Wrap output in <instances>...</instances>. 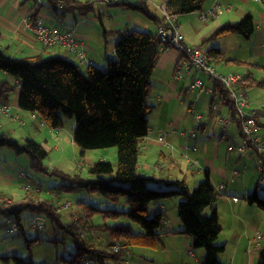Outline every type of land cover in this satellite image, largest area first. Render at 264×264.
Returning <instances> with one entry per match:
<instances>
[{
	"label": "trees",
	"instance_id": "1",
	"mask_svg": "<svg viewBox=\"0 0 264 264\" xmlns=\"http://www.w3.org/2000/svg\"><path fill=\"white\" fill-rule=\"evenodd\" d=\"M46 1L53 15L68 12L87 14L92 10L93 4L90 0ZM204 1L167 0L166 5L171 14L179 16L201 10ZM117 3L139 11L154 21L161 20L152 14L143 2L123 0ZM59 5L63 6L62 10H58ZM39 6L31 7L29 19L36 18L35 11ZM254 27L253 16L246 14L235 22L227 21L221 24L210 34V38L234 33L248 38ZM160 46L157 34L137 29L120 32L115 43V57L106 58L108 60L105 69L93 64L83 68L58 54L16 57L0 49V71L13 78V81L0 78V105H7L12 92L18 90L17 107L30 112L31 116L35 114L33 117L37 116L43 124L57 129L61 126L63 116L75 118L72 141L82 150L81 154L86 149L113 146L116 148V165L106 160H97L88 167L86 178L77 174L72 177L61 174L62 178L66 179V183L61 184L63 190L85 189L98 193L105 202H116L124 198L127 206V209L121 211L115 208L102 209L89 203L86 207L89 211L86 217L75 222H62L58 214L53 212L50 201H38L30 194L10 207L0 205V215L11 216L17 221V232L28 249L40 241V237L26 233L27 228L23 225L24 213L45 214L51 222L55 221L59 229H63V236L72 243L73 252L71 256L62 258V264H83L84 260H89L90 264H128L126 255L132 246L153 247L159 240L163 227V212L155 211L151 207V215H148L150 204L180 196L182 199L180 198L176 205V215L182 224L180 232L190 237V246L203 248V264H221L219 254L224 251L225 244L217 243L221 226L215 203L222 193L211 184L208 171L204 170V179L189 191L184 178L155 177L142 174L138 170L141 142L148 133V115L154 108L147 102V98L151 90L150 77L161 51ZM205 54L213 63L224 59V52L219 47H211L205 50ZM193 74L197 75L195 69ZM202 80L212 91L205 93L199 88L193 89L208 95L209 105L217 104L220 100L227 105V111L234 114L233 102L221 84L210 79L208 80L212 85L206 84L205 80ZM236 87L243 90L246 96L244 89L247 87L264 89V79L258 80L247 75ZM255 120L258 121L257 117ZM232 123L237 125L241 136L239 123ZM258 123L260 124L259 121ZM236 144L228 143L227 151L237 155L245 154L229 149L230 145ZM0 146H7L17 154L28 156L30 166L34 169H44L42 160L47 156V150L33 138H25L19 142L13 136L0 132ZM250 152L255 154V151ZM263 170L264 163L260 171ZM244 199L264 210V197H261L256 189L244 195ZM209 207L210 212H204ZM95 213H101L100 216L104 219L113 220L124 216L136 223L140 230L135 231L132 224L127 222L96 223L92 220ZM80 230L83 231L82 234ZM63 236L62 238H65ZM52 240L56 242L57 239L53 237ZM0 259L4 264H34L30 253L27 258L12 253L1 255Z\"/></svg>",
	"mask_w": 264,
	"mask_h": 264
},
{
	"label": "crops",
	"instance_id": "2",
	"mask_svg": "<svg viewBox=\"0 0 264 264\" xmlns=\"http://www.w3.org/2000/svg\"><path fill=\"white\" fill-rule=\"evenodd\" d=\"M90 1L93 3L91 11L87 14L64 13V21L57 22L52 20L55 17L53 13L51 16L44 11L39 12L38 8L37 11H35V16L41 18L46 25H58L62 29L72 30L80 41L87 59L91 60L92 64L98 67L101 65L106 67L105 64L108 60L106 58L108 56L111 58L115 57L114 48L120 32H128L137 29L152 34L157 33V26L160 20L154 21L143 13L127 8L126 6L121 5V3H106L103 0ZM154 1L166 3L167 0ZM213 1L214 0H205L202 9L199 11L208 10L213 4ZM225 2H228L230 7L228 9L221 7L217 15L208 20H201L199 17V11L179 15L177 17L178 27L184 36L185 43L190 47L198 45L203 51L208 50L211 47H219L224 52V59L226 60L224 62L220 60L218 63H214L219 72H235L242 78L251 75V77L255 79L263 80L264 9L262 7H264V2L258 3L253 0H226ZM43 4L48 5L45 2ZM145 4L152 14L157 15L158 19L162 18L161 11L156 9L153 4ZM33 5V0H0V49L5 53L16 57L33 54H41L43 56L58 54L77 63L75 54L68 51L65 47H46L34 37L32 30L28 26L29 13ZM149 5L151 6V9L149 8ZM109 6H116L119 10L116 11V18L111 21V25L104 28V22L99 25L98 21L101 16L105 15V13H107V17L110 15V10H108ZM111 12H113V10ZM135 12H139L140 15ZM246 14H251L253 16L255 25L253 33L248 38L239 34V36H242V39L236 37L237 35L225 37V40H221L220 38H210L213 29L227 21L235 22ZM110 32H112V34H108ZM228 45H232V49H228ZM243 46L245 49L242 51L241 49ZM180 55L178 49L170 47L161 51L157 59L156 66L168 70L166 74L168 81L161 87V89L157 90L159 94L156 95L155 102L159 103L158 106L170 103L173 97L178 96V89L181 90L184 87L182 84L184 80H181L184 76L190 75V79H192L193 70L184 75L180 80L176 82L172 81V71L176 63L180 61ZM238 67L242 68L244 71L241 72L242 70ZM251 69L260 70L261 75H257L256 72H252ZM2 78L13 81V78L9 75ZM244 90L246 97L252 94L256 97V99H253L255 101L263 99V102L260 103L259 106H257L258 103L251 105V103L247 101L248 106L244 111L248 113L250 111H256L260 125L264 124V89L247 87ZM15 91L16 93L10 102L11 106L14 108V111L11 112L12 117L7 118L0 113V132H4L8 135L11 134L3 130L4 126L1 122L3 119L6 121L18 119L20 122L25 119L23 110L17 107L18 90ZM195 96H198L196 91L189 95L190 105L196 106L204 103L202 99L198 102V99L196 100ZM153 106L155 107L156 105L153 104ZM206 108L209 109V100L206 101L205 108L202 111H205ZM227 113H229V111ZM210 114L212 115L211 112ZM30 119H35V117L30 114ZM201 119L203 120V118ZM194 120L195 119H193L194 124L190 126V129H192L193 132H196H194V136H190L189 134L185 136L181 134L183 130H179L177 133L175 131L172 134L169 130L162 132V130L158 128L167 124L172 128L180 129V121L176 117H174L172 121H164L165 124L163 126L160 122L155 126H149L148 133L141 142L142 147L139 155L138 169H142L145 175H153L155 177L170 179L184 178L187 183V173L182 169L183 166H189L185 159V155L188 154L187 151L190 152L191 155H195V158L198 159L197 167H200L196 169H202L203 174L204 170H207L211 184L215 189L222 193L221 198L215 203V209L221 226V233L218 239L223 236L220 242L225 244V249L228 248L229 253L232 255L229 264H264V253H262L264 250V239L262 242H257L254 236L253 238L247 239L246 242L242 241L244 234H246L248 229L257 233L258 230L261 229L260 227L264 226V218H258L257 212L252 209L253 204H249L244 198H242V201H238V197L235 195L236 193H241V191H243L244 196L256 189L257 193L261 197H264V186L262 192H260L259 179L257 176H250L251 172L245 171L243 173L244 176L240 175L237 165L240 163L246 165L247 160L243 158L244 155L234 154L233 152L227 151V149L224 151V147H222L223 140L226 141V148L228 143L240 142L241 136L239 129L237 125L230 123L228 129L222 131L221 128L216 129L215 121L207 119L205 122L200 121L197 123ZM25 124L26 123H23V125ZM229 127H232L231 131L229 130ZM261 127L264 126L261 125ZM207 128L212 131V136L204 137V135L201 134L197 138V131L206 130ZM10 131L13 130L10 129ZM161 133H165L169 138L172 145L171 149H167L158 143L157 137L158 134ZM182 137L190 139L192 143L184 146L182 142L177 140ZM182 151H184V153ZM255 165V168L257 169V156ZM156 171L158 174H156ZM196 174L197 177H199L197 179L198 181L201 178L200 170H197ZM4 176L7 179L8 184L11 183L13 178L12 175L5 173ZM234 176H239V178L234 181ZM240 185H242V188L238 187ZM24 190L25 192L22 196H13L1 192L0 194L6 195L14 202L18 203L29 194L25 186ZM37 190L39 191V189ZM167 200L168 199H161L153 205L155 211L163 212V227L161 228L159 237L166 238L168 244L175 243L176 251L182 253L178 264L196 262V260L198 261V256L188 247L189 241L191 242L190 237L180 232L182 224L176 215L178 198H170L169 201ZM168 202H170L171 207H168ZM210 210L211 208L209 207L206 211L210 212ZM249 214H252L253 216L251 217ZM246 227L247 229H245ZM230 240L236 241L233 244L231 251L229 249ZM253 244L256 245L252 246ZM221 260H225L228 263V258H221ZM196 263L202 264L203 262L200 263V261H198ZM171 264L173 263L171 262Z\"/></svg>",
	"mask_w": 264,
	"mask_h": 264
},
{
	"label": "rangeland",
	"instance_id": "3",
	"mask_svg": "<svg viewBox=\"0 0 264 264\" xmlns=\"http://www.w3.org/2000/svg\"><path fill=\"white\" fill-rule=\"evenodd\" d=\"M162 1V0H161ZM226 1V0H225ZM221 0L222 4L214 11L212 15H208L203 20H208L209 18H212L217 15V13L220 11L221 7L228 9L230 7V4L228 2H225ZM167 2V1H166ZM144 3H150L153 4L156 9H159L162 13V18L170 19L171 21H174V26L176 25L178 30L180 31L177 23V17L174 14H171L167 8L166 3L162 2H156L154 0H146ZM259 3V2H258ZM212 6V5H211ZM149 8L151 9V6L149 5ZM211 8V7H210ZM209 8V9H210ZM264 9V7H262ZM208 9V10H209ZM39 12L44 11L47 14L52 16V10L50 6L43 4L40 5L38 8ZM108 10H110V15L107 17V13H105L104 16L100 17V20L98 21V24L100 25L102 22L104 25V28H107V26H110L111 21L114 20L116 11L119 10L116 6H109ZM113 10V12H111ZM206 10V11H208ZM205 11V12H206ZM200 12V11H199ZM202 12V11H201ZM136 14L140 15L139 12H135ZM61 15V14H60ZM55 17L52 20H55L57 22L64 21V16L54 15ZM59 16V17H57ZM52 18V17H51ZM162 18H160V24H162ZM150 21V20H149ZM152 22V21H151ZM153 23V22H152ZM158 27V26H157ZM195 28V27H194ZM216 29V28H215ZM215 29H213L211 32H214ZM144 31V30H143ZM182 34V32L180 31ZM1 34V33H0ZM112 34V32L108 33ZM157 34V33H156ZM34 35V34H33ZM183 35V34H182ZM232 35H237L236 37L241 38L242 36H239L238 34H228L223 35L217 38H220L221 40H225V37H229ZM35 37V36H34ZM184 38V36H183ZM214 38V37H213ZM215 38V39H217ZM242 39V38H241ZM232 42V41H230ZM41 43V42H40ZM161 43V42H160ZM42 44V43H41ZM45 46V45H44ZM49 47V46H46ZM174 47L178 49L175 46L169 45L166 49ZM194 49H198L199 51H203L201 47L193 46ZM228 49H232V45H228ZM162 49L160 46V50H166ZM245 49V47H242V51ZM84 50V49H83ZM160 51V53H161ZM180 52V50L178 49ZM205 53V51H203ZM85 54V53H84ZM181 54V52H180ZM160 55V54H159ZM180 61L176 63L171 79L172 81L176 82L180 80L184 75H186L187 71L185 69L184 74H182L179 77H175L174 73L179 65L182 64V54L180 55ZM225 56V55H224ZM223 56V57H224ZM185 59V57H184ZM223 62L226 61L225 59L222 60ZM209 62L212 64V67L215 68V70L220 74H226L219 72L215 67V62ZM107 64V62H106ZM105 64V65H106ZM83 67V66H82ZM101 69H105L103 65L99 66ZM84 68V67H83ZM241 72L244 70L240 67H238ZM194 70V68L192 69ZM167 69H163L159 66H155L151 77V90L149 93V96L147 98V102L149 104L156 105L152 112L148 115V123L149 126H155L158 122L162 124V126L165 124L164 121H172L174 117L178 118L180 121V129L172 128L171 126H168L165 124L163 127H158L162 130V132H165L166 130H169L172 134L176 131V133L179 130H183L181 134L186 135L189 131H192L190 129V126L194 124L193 119H197V116H201L203 120L206 121L207 119L215 121L216 129L226 130L227 125L222 121V118H225V115H227V105L223 104L222 102L217 101V104L212 103L209 105V109L206 108L205 111V105L206 101H208V96L204 94L203 92L199 91L198 89H193L191 87V80H193L194 77L199 76L200 78L204 79L206 84L209 83L212 85L213 80L208 81L207 75L205 72L202 71H195L197 75L192 76V79H190L189 76H184L181 80H184L182 82L183 88L181 90L178 89L179 94L176 97H173L170 103L164 104L163 106H158L159 103L155 102L156 95L159 94L157 91L158 89H161V87L166 84L167 80ZM252 72H256L257 75H261V71L257 69H251ZM192 72V71H191ZM237 72V71H236ZM240 72V71H239ZM227 73H234L238 75L235 72H227ZM7 74H5L3 71H0V78L6 77ZM169 76V75H168ZM244 78V77H243ZM240 75L238 76V79H243ZM222 84V82H221ZM223 88L228 87L232 88V85H221ZM227 92V89L224 88ZM238 90V89H237ZM196 91L198 96H195V99H198V102L203 100L204 103L196 106L190 105L189 102V95ZM16 91H13L11 94V97L9 99V102L7 103L9 107V114L12 115L11 112L14 111V108L11 106L10 102L12 98L14 97V94ZM18 93V91H17ZM256 99L255 96L250 94L249 96H245L244 93H242L241 97H238V100H243L244 104L242 105L241 109L243 112L244 109L248 106L249 101L251 105L257 104V106L262 103L263 99L253 100ZM242 101V103H243ZM220 102V103H219ZM222 103V104H221ZM216 106L215 108L213 106ZM175 112V114H174ZM25 114V119H23L22 122L18 119L6 121L2 120L3 123V130L9 132L14 138H16L19 142H22L25 138H33L38 142L40 145H42L47 150V156L42 160V169H34L30 166V159L25 154H17L13 149L7 147V146H0V192L1 193H7L9 195H15V196H22L25 192L24 186L27 184L31 185V188L29 189L28 193L34 198L39 200H47L50 201L53 205V212L55 214H58V216L61 218L62 222H70V221H77L78 219H81L82 217H86L88 214V210L86 209L87 205L89 203L94 204L95 206H99V208L105 209V208H115L118 210H125L127 209V206H125V199L120 198L116 202H105L103 200V197L99 195L98 193H92L89 191H86L85 189H77V188H71L69 190H63L61 187V184L66 183V179H63L61 174L69 175L70 177L74 176L75 174L86 178L88 177V167L94 163L97 160H106L111 162L113 165H116L117 161V152L116 148L113 147H106V148H94V149H86L83 151V154H81V149L72 141V130L75 126V118L73 116H63L61 126L57 129H54L46 124L40 123V119L36 116L35 119H30V112L23 111ZM4 115V114H3ZM6 116V115H4ZM14 116V115H13ZM9 118L8 116H6ZM209 117V118H208ZM255 117H258V114L255 111ZM37 119V120H36ZM196 119L194 121H196ZM199 120V119H198ZM178 122V121H177ZM197 122V121H196ZM195 122V123H196ZM1 123V124H2ZM23 123H26L23 125ZM233 126V125H231ZM187 128V129H184ZM12 129L13 131H10ZM232 127H229V130L231 131ZM236 131V129H235ZM195 132V131H194ZM196 133V132H195ZM203 134L204 137H211L212 131L207 128L206 130H199L197 131V138ZM158 134L157 141L161 146H164L167 149H171V143L169 138L166 136L165 133H161L163 140H159ZM172 136V135H171ZM186 138V137H185ZM177 139L180 142H182L185 145L191 144L192 141L190 139ZM231 142V141H229ZM142 145V144H141ZM142 147V146H141ZM222 147H224V151L226 148V141H222ZM184 153V151H182ZM141 153V150H140ZM188 154H186L185 159L188 162L189 166H183V170L187 173V184L189 191H191L193 188L197 186L199 182H201L204 179V174L202 172V169H196L200 168L197 163H193V159L195 158V155H191L190 152L187 151ZM234 153V152H233ZM235 154V153H234ZM140 155V154H139ZM188 155V156H187ZM243 158L247 160L246 165H243V163H240L237 165V168L240 171V175L244 176V172H251L250 176H261L259 179V188L260 192H262V188L264 186V181H261V179H264V170L260 171L256 169L255 161H256V155L251 154L250 151L243 154ZM188 159V160H187ZM159 169V168H158ZM139 172L144 174L142 169H138ZM197 170H200V179L197 181L199 177H197ZM9 173L12 175V181L8 184L7 179L5 178L4 174ZM21 173L24 174V176L21 175ZM156 174L158 172L156 171ZM240 176V177H241ZM239 176H234V181L238 179ZM150 182L148 183V185ZM239 188H242V185L238 186ZM39 189V191L37 190ZM252 190V189H251ZM253 191V190H252ZM4 195V194H2ZM238 197V201H242L243 191L241 193L235 194ZM6 196V195H4ZM226 197V196H224ZM178 198L179 197H171V199ZM182 199V198H181ZM12 200V199H11ZM169 201V199L167 200ZM14 201L12 200V203ZM154 203V202H153ZM154 204H150L149 206V213L148 215H151V207H153ZM168 207L170 206V202H168ZM254 206V207H253ZM252 209L257 212L258 218L263 217L264 218V210H261L258 208L255 204H253ZM250 207V206H248ZM256 207V208H255ZM208 209V208H207ZM205 209L204 212L207 210ZM44 214V213H43ZM101 213H95L92 216V220L96 223L106 222L109 224L115 223V222H127L132 224L135 231H139L140 228L137 226L136 223H133L129 221L126 217H120L118 220H113L111 218L104 219L100 216ZM45 217V226L41 230L32 231L29 227L30 220L32 215H30L28 212L24 213V219H23V225L25 228H27L26 233L28 235H37L40 237V241L34 243L31 246V249H28L25 246L23 238L20 236L19 232L13 230V231H6V230H0V256L1 255H9L10 251L13 252V254L20 255L23 258H27L30 253V259L34 262V264H62V258H67L71 256V253L73 252V246L70 241V239L63 236V229L58 228L55 225V221L51 222L46 215H43ZM249 216H253L252 214H249ZM264 220V219H263ZM261 229L258 230V232L264 233V226L260 227ZM247 229V227L245 228ZM60 231V232H59ZM81 234L83 233L82 230L79 231ZM254 231L247 230L246 234H244V237L242 241L246 242L247 239L253 238L255 236ZM95 235H98L97 232H94ZM65 237V238H62ZM53 237H56V242H54ZM221 236L217 243H222L220 240H222ZM236 241L230 240L229 242V249L230 251L233 248V244ZM262 242V241H261ZM254 243V242H253ZM177 244V242H176ZM256 244H253L252 246H255ZM264 246V242H263ZM188 247L190 250L196 253L198 256V261L202 263V254H204V250L201 247H192L190 246V241L188 244ZM166 248V249H165ZM11 255V254H10ZM182 253H179L175 249V243H169L167 242L166 238L159 237V240L156 241V245L153 247H147V246H139L134 245L131 247L130 252L127 256V262L128 264H178L180 257ZM232 255L229 253L228 248L224 249L223 252L219 254V261L221 264H229L230 259ZM221 258H228L227 261H222ZM170 259V261H169ZM196 260V262H198ZM196 262H187L186 264H197ZM0 264H4L0 259ZM91 264H95L92 262ZM203 264V263H202Z\"/></svg>",
	"mask_w": 264,
	"mask_h": 264
},
{
	"label": "built area",
	"instance_id": "4",
	"mask_svg": "<svg viewBox=\"0 0 264 264\" xmlns=\"http://www.w3.org/2000/svg\"><path fill=\"white\" fill-rule=\"evenodd\" d=\"M106 3H117L123 0H103ZM139 2H145L146 0H136ZM257 2H264V0H253ZM46 3V0H33L34 5H42ZM222 4L221 0H214L211 8L208 11H202L199 13L201 20L205 19L208 15H212L214 11ZM63 6L59 5L58 10H62ZM161 25L157 27V39L161 42V48L166 49L169 45L177 47L181 54L183 62L176 69L174 76L179 77L184 74L186 69L187 73H190L194 68L195 71L205 72L208 79L215 80L217 83L222 82L224 85H232V88L224 87L227 89L228 98L231 99L234 106V114L228 113L222 121L225 124H230L232 122H237L241 128V139L240 142L235 146H229V149H235L239 153H246L247 151H255L257 156V166L261 169V165L264 163V128L260 126L258 121L255 120V111L250 114H245L241 107L244 104L243 100H238V97L242 96L243 90L238 89L236 84L240 81L238 79L239 75L234 73L220 74L218 73L212 64L209 62L206 54L203 51L194 49L185 43L183 35L178 30L177 26H174V21L164 17L162 18ZM160 24V23H159ZM28 26L32 30L35 38L45 46H63L68 51L75 54L77 63L81 66H87L92 64V61L87 59L84 54L85 51L81 47L80 41L77 39L75 33L70 29H62L58 25H46L43 20L36 17L34 20L29 19ZM185 57V59H184ZM110 58V57H109ZM221 84V85H222ZM192 88H199L205 93H210L212 88L205 85L203 80L196 76L191 82ZM238 89V90H237ZM243 101V103H242ZM216 107L215 105L213 106ZM0 113L12 117L9 114V107L6 104L0 105ZM35 116V114H32ZM196 119V117H195ZM199 119V120H198ZM201 116H197L196 121L199 122ZM42 123V122H41ZM43 124V123H42ZM227 125V126H228ZM190 136H194L192 131L188 132ZM186 134V135H187ZM185 135V136H186ZM159 140H163L162 135H159ZM186 157V156H185ZM188 160V159H187ZM193 163H197L198 159L194 158ZM24 176L23 173H21ZM261 181H264L262 178ZM31 188L30 184L26 185V189ZM12 200L8 196L0 194V205H5L7 207L12 206ZM45 226V217L41 214H32L29 227L32 231H37L43 229ZM18 223L11 216L0 215V230L6 231H18ZM264 239V233L257 232L255 234V240L261 242ZM13 252L11 251L10 254ZM83 264H90L89 260H84Z\"/></svg>",
	"mask_w": 264,
	"mask_h": 264
},
{
	"label": "bare ground",
	"instance_id": "5",
	"mask_svg": "<svg viewBox=\"0 0 264 264\" xmlns=\"http://www.w3.org/2000/svg\"><path fill=\"white\" fill-rule=\"evenodd\" d=\"M25 188H26V186H25ZM27 190V189H26ZM28 191V190H27Z\"/></svg>",
	"mask_w": 264,
	"mask_h": 264
}]
</instances>
